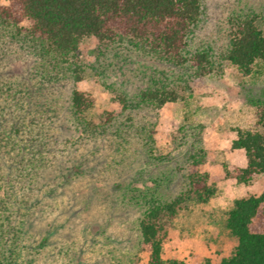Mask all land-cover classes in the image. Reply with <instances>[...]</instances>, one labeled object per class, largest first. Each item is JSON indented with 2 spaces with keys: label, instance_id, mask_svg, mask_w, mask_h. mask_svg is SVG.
<instances>
[{
  "label": "rangeland",
  "instance_id": "374dc122",
  "mask_svg": "<svg viewBox=\"0 0 264 264\" xmlns=\"http://www.w3.org/2000/svg\"><path fill=\"white\" fill-rule=\"evenodd\" d=\"M8 2L0 0V5ZM204 6L189 51L210 49L220 66L216 73L196 78L189 64H171L128 45H101L89 37L80 47L82 80L74 83L67 77L46 89L44 97L34 93L29 100L30 107L46 112L37 116L51 135V162L43 182L55 193L39 225L49 230L58 253L55 264H147L138 227L141 210L131 194L155 188V180L158 190L171 198L188 189L189 155L199 148L207 150L200 171L209 174L216 191L205 202L189 199L166 222L163 257L217 264L237 245L226 227L227 213L236 199L260 194L264 177L238 184L226 177L225 166L246 163L245 151L232 148L236 128L264 132V116L254 105L264 101V66L257 64L244 77L221 54L239 19L254 15L264 31V0H204ZM14 32L0 23V110L18 84L41 86V63ZM161 83L174 88L178 99L161 108H138L139 92ZM74 87L93 96L94 106L86 114L93 124H106L112 114L105 135L92 138L78 130L70 112ZM14 99L12 106L18 101ZM46 99L52 100L47 107ZM150 129L154 141L148 137Z\"/></svg>",
  "mask_w": 264,
  "mask_h": 264
},
{
  "label": "trees",
  "instance_id": "16d2710c",
  "mask_svg": "<svg viewBox=\"0 0 264 264\" xmlns=\"http://www.w3.org/2000/svg\"><path fill=\"white\" fill-rule=\"evenodd\" d=\"M204 7V0H9L0 5L1 25L13 29L21 44L33 50L41 63L37 72L42 76L38 88L28 83L13 88L9 99L5 97L4 110H0V264L58 262L49 230L39 225L46 218L45 205L55 189L43 182L50 164L47 148L51 135L37 116L46 112L29 105L34 93L43 95L67 77L74 83L82 80L80 47L89 37L101 45H128L171 64H189L196 78L216 73L220 66L210 49L189 51L190 36L201 21ZM221 59L244 77L251 75L257 64L264 66V31L256 16L237 21ZM178 95L174 88L161 83L141 90L136 106L161 108L176 101ZM14 98L18 99L13 105L16 109L9 103ZM121 100L127 109L126 99ZM43 103L47 107L52 100ZM70 104L78 130L83 129L92 138L107 133L112 114L104 125H95L86 117L94 106L89 92L74 87ZM254 105L263 117L264 101L255 100ZM235 131L232 148L245 151L246 165L233 169L225 166V175L238 184L249 185L254 178L264 177V132L257 128ZM153 133L150 129L151 141ZM206 157L204 148L191 152L188 189L173 198L158 190L156 180L155 188L131 194L141 210L138 227L147 264H187L180 259H164L165 224L189 199L197 197L205 202L215 194L209 174L200 171ZM226 227L237 238V245L217 264H264V189L260 194L236 199L227 213ZM205 264L214 263L207 259Z\"/></svg>",
  "mask_w": 264,
  "mask_h": 264
},
{
  "label": "crops",
  "instance_id": "0c3cea01",
  "mask_svg": "<svg viewBox=\"0 0 264 264\" xmlns=\"http://www.w3.org/2000/svg\"><path fill=\"white\" fill-rule=\"evenodd\" d=\"M245 165H246V163H245ZM245 165H244V166H245Z\"/></svg>",
  "mask_w": 264,
  "mask_h": 264
}]
</instances>
